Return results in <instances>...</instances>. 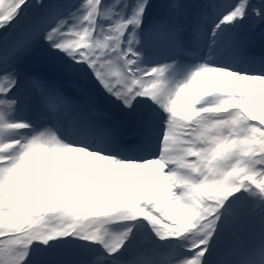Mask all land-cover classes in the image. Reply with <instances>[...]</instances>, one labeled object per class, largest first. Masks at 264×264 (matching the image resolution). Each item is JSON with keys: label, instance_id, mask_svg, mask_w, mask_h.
Masks as SVG:
<instances>
[{"label": "snow or ice", "instance_id": "1", "mask_svg": "<svg viewBox=\"0 0 264 264\" xmlns=\"http://www.w3.org/2000/svg\"><path fill=\"white\" fill-rule=\"evenodd\" d=\"M36 3L40 4L41 0H36ZM28 6V0H0V29L4 30L0 40L14 34L7 52L0 48V131L32 128L26 121L7 118L18 102L26 104L30 97L53 113L58 106L71 103L54 85L35 75H26L23 88L18 87L19 73L9 61L15 53L26 50L31 41L41 35L52 49L64 53L74 66L86 65L105 92L119 100L125 108H131L137 96L148 97L167 115L159 137L158 154L145 152L142 158H121L99 139L94 143L62 140L48 126L34 131L29 137L0 141V237H4L0 239V264H22L33 241L46 243L54 237L69 234L60 231L44 236L26 234V222L33 214L44 216L51 198L35 191V178L41 175L47 176L53 183L89 184L97 180H111L119 186L121 198L128 202L130 211L113 219L96 214L97 227L77 234L83 239L103 243L109 253L121 247L130 231L126 229L104 242L101 229L110 220L142 217L160 238L184 234L192 237L200 227V222L196 220L198 214L192 211V205L202 204L209 193H215V203L210 209L215 217L211 235L206 239H192L189 249L193 254L180 261V264H201L225 200L241 190L264 197V95L224 88L214 91L211 96L217 98L212 102L202 103V99L199 106L186 112L178 111L176 102L203 73L221 72L238 80L264 81V70L240 72L224 66L201 64L186 81L169 87L163 79L165 65L143 69L137 66L139 53L134 48L137 41L135 29L142 22L149 0H136L131 15L114 20L107 28L97 23L98 17L108 15L107 11H102L101 0H83L78 9H73L68 16L60 17L47 27L25 22ZM168 6L173 16L182 7L178 0H171ZM249 10L256 17L264 19L261 9L251 6L249 0H235L212 25L211 35L215 36L222 24L243 20ZM68 20L73 23H68ZM129 25L133 26V30L127 32L125 40L124 34ZM165 26L161 25L162 28ZM13 89L17 93L9 97ZM191 103L195 101L190 102V107ZM232 104L257 105L259 114L246 107L221 111ZM92 111L99 110L93 108ZM209 116L211 120H207ZM257 120L259 124L255 122ZM41 137H46L49 143L63 142L72 147L59 155L54 154L51 160L48 157L53 152L41 155L29 171L19 175L16 168L19 151H25L29 141L39 142ZM65 153L80 154L78 158L74 155L68 157L66 172ZM229 159H232V164L226 169L222 168V162ZM153 166L151 178L145 184L143 177L146 173L143 170ZM38 202L40 211L36 212ZM225 214L230 215V212L225 209ZM174 222L179 224L178 230ZM6 232L11 235L5 237ZM22 233L25 235L22 236Z\"/></svg>", "mask_w": 264, "mask_h": 264}, {"label": "rangeland", "instance_id": "2", "mask_svg": "<svg viewBox=\"0 0 264 264\" xmlns=\"http://www.w3.org/2000/svg\"><path fill=\"white\" fill-rule=\"evenodd\" d=\"M54 0H41L40 4L36 3V0H28V7L25 10V16L24 20L27 23H40L42 26L47 27L51 26L56 22L57 19L60 17L68 16L69 12L72 11L73 9H78L80 4L83 2V0H58L56 4L53 3ZM162 0H149V7L146 8L145 13L142 17V22L139 27L145 29L147 32H150V29L153 26H157L158 28H162L161 25L164 24V22H155V21H150L148 18L149 16H154V17H159L158 12L160 11V7L162 6ZM196 1V4H204V12L200 16V19L202 21V29L203 33L205 35L211 33V28L212 25L216 23V21L219 19L221 15H218L214 19H211L212 17V12L211 9L207 6V0H194L190 6L194 5ZM178 2L183 6L185 5V0H178ZM53 3V4H52ZM235 3V0H228L226 2L224 8L222 9V13L230 7L232 4ZM136 4V0H101V5H102V11H107L108 15L106 17L101 16L98 17V25L103 26L107 28V26L111 23L114 22L116 19H121V18H127L129 15H131L133 8ZM249 4L251 6L257 7L261 9L262 14H264V0H249ZM195 10H198V5L195 6ZM184 10V9H183ZM183 10H179L183 12ZM177 11L174 15L176 17L180 12ZM171 14L173 15L172 11L170 10ZM184 13V12H183ZM248 16L251 19V24L255 22H260V18L256 17L251 13L249 10ZM180 19V17H176ZM210 18V19H209ZM162 21V20H161ZM246 19L244 18L243 20L238 21L237 27L241 22L246 23ZM68 23H73L72 20H68ZM236 23V21H235ZM223 27V26H222ZM221 27L218 29L217 32H221ZM232 29V28H231ZM133 30V26L129 25L126 33L124 34V39L127 40V32H131ZM136 31V29H135ZM0 33L3 35L4 30L0 29ZM137 34V32H136ZM223 34V33H222ZM259 34V33H258ZM225 35V34H224ZM138 37V34H137ZM232 38V42H226V38L222 39V45H219L216 47V49L213 51V54L217 53V49L223 48V52L220 54L221 58L220 60H224L226 57V54L230 53H236L238 50V47L236 46L237 40L236 38ZM40 40H42L40 42ZM152 40V39H151ZM252 40V39H251ZM13 41V38L10 40ZM138 41V39H137ZM136 41V42H137ZM135 42V44H136ZM40 43V44H39ZM224 46V47H222ZM157 47V46H156ZM155 47L154 50H157ZM150 48L149 50H151ZM143 51V49H141ZM43 52V53H42ZM146 52V48H144L143 53ZM153 56L156 54L153 53V51H150ZM46 53L47 57L44 58L42 57V54ZM226 53V54H225ZM225 55V56H224ZM156 57V56H155ZM142 59H145L143 56ZM164 62L166 66V70L164 73L163 79L166 81L169 87H172L176 84L182 83L186 81L188 78V73L190 71H194L193 69H190V67L185 68L184 72L186 77L182 73L177 72L175 75H170L168 72V69L172 68L175 66V56H173L172 53L169 52L164 58ZM159 60H155L154 63H156ZM71 60L64 54V53H57L56 50L52 49L50 45L43 40L42 35L39 36L36 41H31L29 46L27 47L26 50L19 51L18 54H14L11 57V65L15 66H20L23 70H26L30 73L35 72L36 70H46L47 73L50 74L51 76H60V77H69L71 75H76L79 77L81 80H87V84L92 87L90 89H95L100 93L101 99H105V96L109 95L105 90L98 84V82L95 80L94 76L92 75L91 71L87 68L86 65L84 66H72ZM209 63V62H208ZM71 64V66H70ZM141 64V63H140ZM196 63H193L195 65ZM198 64V63H197ZM209 65V64H208ZM221 65H217L214 67H219ZM70 67V71H69ZM224 67L229 68V64L224 63ZM241 70V69H240ZM239 71V70H237ZM243 71V70H242ZM253 71H261L259 69L257 70H249L248 72H253ZM71 75H70V74ZM191 74V73H190ZM21 73H19V78H18V87L21 89L23 88V82L24 80L21 78ZM69 75V76H68ZM251 75V74H250ZM173 77V78H172ZM226 78V77H225ZM73 80L80 82L77 78H73ZM236 80H234L233 83H236ZM230 79H223L220 83H216V87L214 88L215 90H220V86L223 85L224 88H233L236 89L235 87H232V81ZM260 85L262 84V81L260 80ZM263 86V85H262ZM262 86H258L257 90L255 91H249V90H239L238 91H243L245 93L249 94H254V95H264V88ZM206 89V87H204ZM17 91V90H16ZM206 91V90H205ZM111 96V95H109ZM11 97V96H10ZM113 97V96H112ZM140 96L135 97L134 99V104L131 108H124L123 111H125L128 116L132 114H136L139 121L143 122L145 121V115H144V106L141 102ZM145 98V97H144ZM197 99V98H194ZM200 98L197 100H194L195 103L196 101H199ZM19 107V106H17ZM237 107H246L250 111H256L259 114V107L257 105H252V104H245V105H237V104H232L229 105L225 109H221L222 112H227L231 111L234 108ZM18 113L19 115L22 114V116H25V121L34 126V124L37 125V119H35L36 115H34L31 110L24 111V110H17L15 107L13 111L9 112L7 114V118L10 120H15L14 114ZM24 114V115H23ZM46 117H49V112H46ZM166 113L160 108L159 110V117L155 120L152 121V126H150L152 129L156 127L159 131L162 132L163 129V122L166 119ZM257 124H259V120L255 121ZM32 131V130H31ZM39 131V130H36ZM68 132V131H67ZM33 134V132L27 133L26 137H29ZM15 138V136L11 135V132H6V131H0V140H6L9 138ZM181 139H184V137H181ZM159 151V149H158ZM158 151L154 152L158 154ZM54 153H50L49 157L50 160ZM70 155H74L77 158L79 157V153H65L64 154V161H68V157ZM67 159V160H66ZM95 163H106L103 161H96ZM146 175L143 177L144 183L146 184L148 180L151 178V173H148L147 171H144ZM147 173L150 175L148 176ZM163 174V170L161 172ZM112 191H120L119 186L116 184L112 185L111 187ZM225 209L230 212V215L225 214ZM48 213L46 212L45 215ZM223 215V218L221 217ZM220 219H225V224L219 227L220 233L221 234H226V235H231L233 234H241L248 233L249 230H257L261 231V229H264V197H260L257 194L253 193H246L243 190L234 193L230 195L226 200L224 207L220 210ZM232 222V230L231 233L226 229V227L229 225V223ZM123 223H148L147 220L144 218H136L133 220H110L108 223H106L103 228L101 229V233L103 235V240L104 242H108L112 239L111 235L107 232L108 230L114 231V236L118 235L119 228L121 227V224ZM6 225H7V219H6ZM174 225V224H173ZM172 225V226H173ZM11 235L10 232H7L5 234V237ZM130 234H128L129 236ZM66 238L62 240L63 236L59 237H54L52 239H49L46 243L41 242L39 240L33 241L31 245L28 248V258H29V264H60L61 262L65 261H70L74 262L76 261V256L81 252V255H87V253L90 250H95V247L100 245L101 247H104V244L99 242V241H90L81 238V236L75 234V233H69L67 235H64ZM4 237H1L2 239ZM56 246L60 247L57 248ZM120 253V255L127 254L128 250H125V247L120 248V250H117L115 254ZM229 255L227 254V257ZM105 258V257H103ZM102 258V259H103ZM93 260L97 262V260H101L99 257L94 254ZM247 261V259H246ZM114 262H119V259L114 258ZM25 264H28L25 263ZM247 264H255V262L247 263Z\"/></svg>", "mask_w": 264, "mask_h": 264}, {"label": "bare ground", "instance_id": "3", "mask_svg": "<svg viewBox=\"0 0 264 264\" xmlns=\"http://www.w3.org/2000/svg\"><path fill=\"white\" fill-rule=\"evenodd\" d=\"M227 0H210L209 4L210 7L212 8V10L215 12L216 9L220 6L221 3H226ZM54 3H57V1H53ZM160 17H162V20H164L165 22V27L161 28V29H157L155 31V33L153 32L154 35H152V40H149L148 38L146 39H138V41L141 43V45H143V47L141 49L146 48V52L143 53V51H139L137 50V52L139 53V57H141V64H140V68L143 69L144 67H152V66H156V65H163L165 64V56L167 54H169V52L171 53L172 50H174L175 48H195L198 49L199 51H201V47H198L197 45H199L198 42V37L195 35V32L193 31V29L189 26V31H191L190 37L188 40L186 41H182L183 39V35L184 33L181 31L180 28H178V25L176 23V21L172 18V16L170 15L169 11L166 10L163 6L161 9V14ZM245 19L249 22V24H251V19L250 17L247 15L245 17ZM241 26V25H240ZM240 26L236 27L235 25L233 26L234 29H231L230 26L228 24H223L222 27V32H217L216 35H218L219 39L223 36L220 35L221 33H227L228 35V39L230 40L232 39V35H236V40H237V45L240 46L239 47V53H233L231 54L228 53L226 54V57L223 61L219 60L220 58V54L222 53L223 50L220 49V51H218L216 54L210 55L206 57V61H208L209 67H214L217 66V63L220 64L221 66L224 65V63L228 62L229 63V68L237 71L239 69H242L243 72H247L250 68V66L252 65V62H259V64H263L264 65V55H259L256 51H255V56L251 57V51L248 48V44L251 43L249 41L250 38H253V36L255 35V33H257V29L255 28L254 25H249L248 29H246L243 33L240 31ZM262 27L264 29V19H262V22L260 23L259 28ZM17 31H19V29H17ZM262 31V30H261ZM169 34V36H171V42L170 43V38H165L164 34ZM6 39V38H5ZM144 40V41H142ZM217 40H212V42L210 43V47H212ZM259 42V44H263L264 42V30L261 32V37L260 40H256L253 43H257ZM170 44V45H169ZM157 46V47H156ZM245 46V48H243ZM156 47L157 50H154ZM150 48H152L151 50H149ZM150 51H153L154 54H156L155 56L152 55V53ZM142 56H146L148 58L145 57V59H142ZM176 56L179 58H175V67H173V69L171 68L167 73H169L170 75H175L177 74V72L182 73L184 75V77H186L187 75H185L184 70L187 67H190V69L196 70L201 64H205V63H200V64H196L193 65L191 64V62L180 56L179 53L176 52ZM225 56V55H224ZM155 60H159L156 63H154ZM242 70L240 72H242ZM190 73H188V77L189 78ZM226 77V78H225ZM173 78V77H172ZM223 79H230V81H232V87H235L236 89L239 90H249V91H255L257 90L258 86H262L264 88V81H262V84L260 85V80H236V83H233L234 80L236 79L235 77L229 76L225 73H221V72H207V73H203L200 77L196 78L195 82L191 85L190 88H186L185 91L181 94V97L177 100L176 102V107L178 111H187L192 110L195 108V106L193 105L194 103H191V107L190 102L197 100L198 98H200L201 96H203L204 94H206V92H210V93H214V88L216 87V83H220L221 81H223ZM229 81V82H230ZM204 87H206V89H204ZM221 89H224V86L221 85L220 86ZM206 90V91H205ZM197 98V99H194ZM211 101L214 99L213 96H210ZM146 100V104L149 106L150 109V113L152 115L151 117V122L148 124V130L147 131H141L138 133V136L141 137V144L140 147L142 150L144 151H151L154 152L157 148H159V137L160 134L157 131L158 129H152L150 126H152V121L157 119L159 117V110H160V106L153 102L151 99H149L148 97H145ZM201 101V100H200ZM199 101V102H200ZM83 103V102H82ZM81 103V104H82ZM80 104V105H81ZM120 104V103H119ZM32 105L28 102V105ZM62 109H68V115H71L72 112L75 111V109L72 111V105L71 103L69 105H61L60 106ZM16 117H20V116H16ZM63 120V119H61ZM81 120H85V115L81 116ZM21 130V129H20ZM11 135L15 136V138L11 137L9 139H17L20 137H23L22 132L18 131H14L11 132ZM3 141V140H0ZM157 142V143H156ZM113 149V148H112ZM117 147H114L113 150H116ZM68 159V158H67ZM66 159V160H67ZM48 160H50V158H48ZM102 164V163H99ZM104 164V163H103ZM45 168L47 167V164L45 163ZM67 166H68V161H64V170L65 172L67 171ZM154 170V166L149 168V169H145L143 171H147L148 173H152ZM147 173L148 176H150ZM35 183H36V188L35 191L37 192V194L43 196V195H50L53 196L55 195L60 188L64 185V183H53L51 182V180L45 176V175H41V176H37L35 178ZM91 185V187L93 189H104V188H109L111 190L112 185H114L115 183L111 180H97L94 183H89ZM116 185V184H115ZM97 253H99L100 257H107L108 260H101L98 261L97 264H112L110 262V259L114 258V252L109 253L107 250H95ZM141 250H139L138 252H136V257L134 258L135 260V264H160L158 259H156L154 262L150 263L149 261H147L146 258L141 259ZM91 255V251H89L87 253V255H81V252L75 257L77 259L76 262L71 263V262H63V264H94L93 262L89 261V257ZM138 255V256H137Z\"/></svg>", "mask_w": 264, "mask_h": 264}, {"label": "clouds", "instance_id": "4", "mask_svg": "<svg viewBox=\"0 0 264 264\" xmlns=\"http://www.w3.org/2000/svg\"><path fill=\"white\" fill-rule=\"evenodd\" d=\"M204 111L211 110L205 109ZM207 120H211V116L207 117ZM70 147L72 146L63 142L49 143L46 137H41L39 142L29 141V146L25 151L17 150L19 151L16 164L18 174L22 176L29 171L41 155L49 152L59 155ZM232 159L223 161L221 167L225 169L229 167ZM215 195V193H209L202 204L192 205V211L198 214L196 220L200 222V227L193 233V240L206 239L211 235L215 217L211 215L210 209L214 206ZM35 211H40L39 202ZM128 211H130L128 202L121 198L120 191H112L107 187L93 189L90 184L83 182L65 183L48 201L46 209L48 214L44 216L33 214L26 222V234L27 236H44L54 231L80 234L97 227L96 214H103L107 219H113L126 215ZM189 218L191 219L190 214ZM176 228L179 229L178 223H176ZM23 235L25 233H22Z\"/></svg>", "mask_w": 264, "mask_h": 264}]
</instances>
